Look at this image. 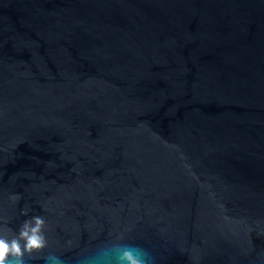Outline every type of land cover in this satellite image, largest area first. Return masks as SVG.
Listing matches in <instances>:
<instances>
[{"label":"water","instance_id":"95a60500","mask_svg":"<svg viewBox=\"0 0 264 264\" xmlns=\"http://www.w3.org/2000/svg\"><path fill=\"white\" fill-rule=\"evenodd\" d=\"M33 216L24 264H264V0H0V236Z\"/></svg>","mask_w":264,"mask_h":264},{"label":"clouds","instance_id":"9594fccd","mask_svg":"<svg viewBox=\"0 0 264 264\" xmlns=\"http://www.w3.org/2000/svg\"><path fill=\"white\" fill-rule=\"evenodd\" d=\"M44 229L45 220L41 216H33L23 223L17 236L12 239L0 236V264H24L25 253L32 255L43 251L47 246ZM118 251L120 264L150 262L149 254L137 247L125 245Z\"/></svg>","mask_w":264,"mask_h":264}]
</instances>
